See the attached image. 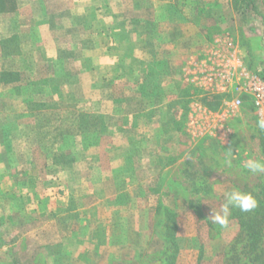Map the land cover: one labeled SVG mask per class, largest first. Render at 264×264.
<instances>
[{"label": "rangeland", "instance_id": "obj_1", "mask_svg": "<svg viewBox=\"0 0 264 264\" xmlns=\"http://www.w3.org/2000/svg\"><path fill=\"white\" fill-rule=\"evenodd\" d=\"M253 2L0 0V264H250L209 217L264 183Z\"/></svg>", "mask_w": 264, "mask_h": 264}, {"label": "trees", "instance_id": "obj_2", "mask_svg": "<svg viewBox=\"0 0 264 264\" xmlns=\"http://www.w3.org/2000/svg\"><path fill=\"white\" fill-rule=\"evenodd\" d=\"M241 2L250 4L252 7L254 4L253 0H241ZM261 76L264 79V69ZM253 196L257 201L256 208L248 213H243L238 209H234L230 218L232 220L231 224L236 226L239 230L237 237L240 238L243 243V249L245 250V255H247L250 264H264L263 251L261 249L264 239V183ZM171 222L172 220L170 223ZM174 231L173 225L172 229H169V232L165 234L167 242L173 249L170 256L167 258L166 264H173L174 257L178 252Z\"/></svg>", "mask_w": 264, "mask_h": 264}, {"label": "clouds", "instance_id": "obj_3", "mask_svg": "<svg viewBox=\"0 0 264 264\" xmlns=\"http://www.w3.org/2000/svg\"><path fill=\"white\" fill-rule=\"evenodd\" d=\"M257 127L264 131V119L257 122ZM231 151V150H229ZM227 165L231 167V161H226ZM246 169L252 174L264 173V160L249 159L245 165ZM257 206V201L251 192H245L239 188H233L225 194V202L220 210L212 208V214L209 219L219 226L226 228L228 226L229 217L234 209L240 212H251Z\"/></svg>", "mask_w": 264, "mask_h": 264}, {"label": "built area", "instance_id": "obj_4", "mask_svg": "<svg viewBox=\"0 0 264 264\" xmlns=\"http://www.w3.org/2000/svg\"><path fill=\"white\" fill-rule=\"evenodd\" d=\"M250 90L254 94L256 102L264 105V81L255 76L250 81Z\"/></svg>", "mask_w": 264, "mask_h": 264}, {"label": "crops", "instance_id": "obj_5", "mask_svg": "<svg viewBox=\"0 0 264 264\" xmlns=\"http://www.w3.org/2000/svg\"><path fill=\"white\" fill-rule=\"evenodd\" d=\"M47 1V3H50V2H56V0H46ZM7 12V11H6ZM8 12H11V11H8Z\"/></svg>", "mask_w": 264, "mask_h": 264}]
</instances>
